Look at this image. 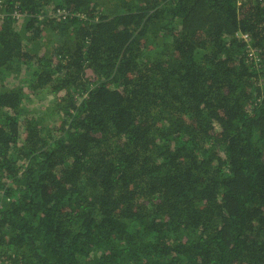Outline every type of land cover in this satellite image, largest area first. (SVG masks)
Masks as SVG:
<instances>
[{"label":"trees","instance_id":"obj_1","mask_svg":"<svg viewBox=\"0 0 264 264\" xmlns=\"http://www.w3.org/2000/svg\"><path fill=\"white\" fill-rule=\"evenodd\" d=\"M0 264H264V3L0 0Z\"/></svg>","mask_w":264,"mask_h":264},{"label":"rangeland","instance_id":"obj_2","mask_svg":"<svg viewBox=\"0 0 264 264\" xmlns=\"http://www.w3.org/2000/svg\"><path fill=\"white\" fill-rule=\"evenodd\" d=\"M54 101L53 96L51 95H42L36 97L32 92L30 93V101L27 102L29 110H32L33 113L39 114L42 111L46 110L51 106V102Z\"/></svg>","mask_w":264,"mask_h":264},{"label":"built area","instance_id":"obj_3","mask_svg":"<svg viewBox=\"0 0 264 264\" xmlns=\"http://www.w3.org/2000/svg\"><path fill=\"white\" fill-rule=\"evenodd\" d=\"M256 1L264 3V0H256ZM241 37L244 38L245 40L249 41V36L247 34H243V35H241Z\"/></svg>","mask_w":264,"mask_h":264}]
</instances>
